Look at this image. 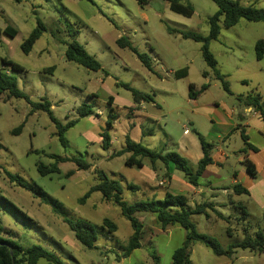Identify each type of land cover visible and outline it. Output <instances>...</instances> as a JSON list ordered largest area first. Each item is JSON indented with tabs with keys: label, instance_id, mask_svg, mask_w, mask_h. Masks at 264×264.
Returning a JSON list of instances; mask_svg holds the SVG:
<instances>
[{
	"label": "rangeland",
	"instance_id": "374dc122",
	"mask_svg": "<svg viewBox=\"0 0 264 264\" xmlns=\"http://www.w3.org/2000/svg\"><path fill=\"white\" fill-rule=\"evenodd\" d=\"M91 1L93 4L84 0H24L15 4L13 0H0V70L15 80L18 89L32 103L47 101L56 122L62 126L74 122L64 134L67 145L63 147L55 124L46 112L32 113L31 106L24 100L7 99L5 94L0 96V195L32 221L28 223L0 206L2 235L12 238L24 248L37 245L53 252L64 264H171L173 252L181 246L185 237L180 227L167 232L161 230L155 220L150 222L148 218L151 217L146 213H136L143 230L140 248L123 258L121 255L127 247L131 228L119 209L103 201L101 195L95 192L82 203L80 201L98 181L97 173L101 172L109 180L123 186L122 198L126 203L153 200L166 208L162 205L166 193L163 186L151 188L143 185L142 171L124 165L127 155L108 158L114 150L121 148L126 136L149 150H161L165 143L161 129L164 128V121L161 126L155 123L147 125L138 114L114 109L112 115L117 117L115 126L107 130L113 146L106 151L100 139L111 113L106 102L111 97L125 107L132 101L131 93L120 84L153 95L163 86L157 78L163 74L160 67H164L163 70L177 69L186 62L191 65L190 76L187 80L178 81L180 93L187 89L189 83L201 81L199 70L203 69L211 77L210 83H216L212 94L215 97L222 95L225 91L202 60L200 45L169 35L166 30L169 27L206 36L209 30L207 19L217 12V7L211 0H187L185 4L191 6L193 14L185 18L171 12L164 0H151L145 6L138 5L136 0ZM238 1L241 5H253L264 10V0ZM37 21L43 24L44 31L31 51L24 54L20 46L37 26ZM6 27L17 31L15 38L1 33ZM120 37H124L138 54H145L155 61L154 74L143 67L132 51L117 46L116 41ZM258 40H264V25L240 20L229 29L221 25L220 35L210 44V52L218 64L217 70L227 76L224 82L232 92L249 91L255 82L264 90V78H260L259 73H253L258 72L259 64L264 69V58L262 63L255 59L254 45ZM71 41L83 46L98 61L101 70L92 72L67 62L64 52ZM4 59L20 66L22 71H12L3 66ZM240 80H246V84H241ZM175 100L178 102V98ZM81 105L89 106L93 114L79 118L76 110ZM148 111L156 112L151 105ZM19 127L20 131L13 134L12 131ZM167 130L172 134L181 132L177 123L171 121ZM149 132L152 134L147 135ZM64 158L82 159L90 165V169L78 171L75 164L64 162L57 165L56 173H38V165L50 167L57 159ZM186 163L193 169L188 161ZM5 171L21 179L28 188L10 184ZM228 172V169L223 170V175L229 176ZM69 173L72 175L67 176ZM178 174L181 175L180 172ZM127 185H133L137 190L132 191ZM224 185L230 186L228 182ZM37 189L51 200L50 204L40 201L38 193L34 192ZM216 197L217 201L226 203L218 210L227 222L216 219L211 213L208 215L211 216L209 222L204 216L194 217L199 234L227 248L242 240L245 234H253L264 227L260 216L251 214L253 212L249 215L247 211L244 215L242 209L235 207L245 200L244 195L232 198V204H228V198L220 191H217ZM196 202L202 203L204 199L197 197ZM144 214L147 217H143ZM79 219L98 229L93 249L80 245L64 222ZM104 219L113 222L117 230L109 233L100 229ZM228 229L231 236L227 234ZM192 249L190 260L193 264H207L218 258L202 244H196ZM37 264L50 263L40 260ZM237 264H264V253Z\"/></svg>",
	"mask_w": 264,
	"mask_h": 264
},
{
	"label": "trees",
	"instance_id": "16d2710c",
	"mask_svg": "<svg viewBox=\"0 0 264 264\" xmlns=\"http://www.w3.org/2000/svg\"><path fill=\"white\" fill-rule=\"evenodd\" d=\"M15 4H21L24 0H13ZM93 4L91 0H84ZM151 0H136L138 5L145 6ZM171 12L178 14L182 17L189 18L193 14V10L189 4H185L187 0H164ZM213 4L217 7V12L207 19L208 23V34L206 36H200L192 32L180 31L177 29H171L166 27L167 33L169 35H176L181 37L183 40H191L200 45V54L202 60L206 66L211 70L212 75L216 81H219L225 92L229 93L227 88V83L224 82L223 77L219 74L216 69V60L209 50L210 43L217 40L221 25L226 28H232L238 24L240 20H244L249 23H262L264 25V10L258 9L253 5H241L238 0H211ZM44 31V26L40 21H37V26L30 32V34L23 40L20 49L24 54H28L35 42L40 38L41 33ZM4 35L15 38L17 31L10 27H6L2 30ZM116 44L119 48H127L132 51L137 60L146 68L148 71H152L150 58L145 54H138L137 51L131 46V44L124 38L120 37L117 39ZM255 59L260 61L264 56V40H258L254 45ZM64 57L67 62L77 64L89 71L97 72L101 70V66L98 61L91 55H89L83 46H81L76 41H71L67 44ZM2 65L9 67L12 71L20 72L22 68L12 62L7 60H2ZM187 75V69L183 68L174 73L177 79L184 78ZM205 77L206 73H202ZM123 88L128 90L132 96V102L134 104H140L141 102L153 103V98L151 95L138 92L128 85L120 84ZM206 86L203 85L199 90L195 91L193 85L188 86V97L191 100L196 99L204 90ZM5 94L7 99H22L31 106V112L36 111L46 112L50 120L55 124L57 130V137L60 144L66 147L67 142L65 140V132L74 125V122L68 123L62 126L56 122L50 114V105L47 101L42 103H32L29 98L21 92L15 80L8 77L3 71L0 70V96ZM6 99V100H7ZM112 98L109 97L107 104L110 106ZM245 106L252 107L258 111L262 120L264 121V101L258 96L253 95L245 98L241 101ZM111 109V108H110ZM113 109L110 110L108 114L105 130L100 134L101 146L104 150L108 151L111 148V137L107 132L108 129L113 128L116 121V116L112 115ZM79 118H85L93 114L91 108L86 105H81L76 110ZM99 116V115H96ZM20 127L13 130V134H17L20 131ZM149 134V133H148ZM198 141L200 143L203 158L197 163L196 169L190 168L186 161L182 159L178 154L170 152L163 153L162 150L153 151L145 148L139 143L133 142L129 137H125L123 141V147L120 150L113 151L110 158H117L127 155L124 160V165L129 168H135L141 170L144 166V162L153 169L156 162H160L164 167L168 164H172L174 169L182 173L185 181L193 187H198L200 185V178L202 172L211 163L209 157L210 145L205 143L202 137L197 135ZM241 138L244 142L245 148L252 151H256L251 145L247 143V138L242 134ZM71 162L76 165L78 171H88L90 165L87 164L82 159L71 158V159H57L55 163L50 167H44L42 165L37 166V171L40 175H47L51 173L58 172L57 165L59 163ZM246 173L254 177L255 168L249 162H243ZM10 184L16 187L27 189V185L22 182L18 177L4 172ZM69 173L67 176H71ZM98 181L90 187L88 192L80 201L81 203L87 199L92 193H99L103 201L116 206L120 215L129 223L132 235L128 240L127 247L124 249L121 257L125 258L129 256L134 250L140 248V241L142 239V225L134 217L136 213H146L154 217L155 223L159 226L161 230H166L172 226H179L185 233L184 241L179 248H177L171 257V264H191L190 261V249L194 244H202L211 249L212 253L217 257H226L231 261L234 260L236 256V250L246 251L251 254H261L264 253V227L258 228L253 234H245L243 239L235 242L227 248L221 246L216 240L209 238L205 235L199 234L196 230V225L193 222L194 217L204 216L208 219V213L213 212L216 214L217 218L226 221V219L215 210L214 205L211 203H201L196 204L192 208L187 206L186 198L183 196H175L168 192L165 193L162 205L164 204L166 208L160 207L158 203L153 200L150 202H137L133 204L126 203L123 198V186L114 180H109L101 172L97 173ZM127 188L134 191L137 187L133 185H127ZM232 194L235 196L245 195L248 196V192L241 185L236 184L231 187ZM37 192L40 201L45 204H50L51 200L46 198L40 190H34ZM43 195V196H42ZM232 204V203H231ZM0 206L5 207L12 214L21 217L24 221L31 223L30 219L18 209H16L7 199L0 195ZM236 208L246 211L242 203H237ZM244 215H247L245 212ZM264 222V216L261 219ZM73 234L75 240L87 249H93L98 237V229L95 226L89 224L84 220L77 221H64ZM227 222V221H226ZM100 229L107 230V232L112 233L117 230L115 224L107 219H104L101 223ZM4 230L0 227V264H37L38 261L44 260L50 264H64L61 259L48 250L33 245L24 248L18 242L10 237H3ZM227 234L231 236V232L228 229ZM11 248V250L9 249Z\"/></svg>",
	"mask_w": 264,
	"mask_h": 264
},
{
	"label": "crops",
	"instance_id": "0c3cea01",
	"mask_svg": "<svg viewBox=\"0 0 264 264\" xmlns=\"http://www.w3.org/2000/svg\"><path fill=\"white\" fill-rule=\"evenodd\" d=\"M263 58L256 62L262 63ZM150 61L152 63L151 67L153 72H149L154 74L156 72L155 61H152L151 58ZM258 66V72L253 73L257 75L259 73L260 78H264V69L260 64ZM190 67L191 65L189 62L180 64L177 69L169 68L168 70H163L164 67H160V71L163 72V74L158 75L157 78L160 81L159 84H163V86L158 91H154L153 95L151 94L154 101L153 103L145 104V102H141L136 105L131 101L126 104L127 106L123 107L112 98L109 107L113 110L124 109L128 110L129 114H138L144 118L142 122L147 125L149 123H155L161 126L162 121H164V128L161 127V129L164 134L162 141L165 143L160 149L164 154L170 152L178 154L182 159L191 164L193 170L196 169L197 163L203 158L197 135L202 137L204 142L211 146L209 150L211 163L202 172L200 185L198 187H193L188 184L182 173L179 175L172 164H168L167 167H164L160 162H156L153 169L148 163L145 164L144 162V166L141 169L144 174L141 176L143 185H147L151 188L163 186L166 192L175 196L185 197L187 206L191 208L196 204H201L196 202L197 197L203 198L204 202L202 203H211L214 205L217 213H219L218 208L224 207L226 203L221 202V200L217 201V191H220L222 195L226 196L228 198V204H231L232 198L235 197V195L232 194L231 187L239 184L248 192V196L244 195L246 198L244 201H240V203L244 205L249 215L253 212L251 214H255L257 217L260 216V219H262L264 216V121L256 109L245 106L240 101L253 95H258L262 99L264 98V90L258 82H255L254 87L249 91L246 90L241 92L239 90L240 92H232L227 84L229 93L224 92V95L222 94L215 97L212 94V89L217 87L216 83L211 84V77L208 72L202 69L199 70L201 81L196 84L189 83L188 86L193 85L195 91L199 90L203 85L206 86V89L196 99L191 100L188 97V86H186L187 89L181 91V93L177 86L178 81H184L189 78ZM217 67L218 64L216 65V69ZM183 68L187 69V75L184 78L177 79L174 73ZM218 72L223 79L227 77L222 75L220 71ZM202 73H206L205 77ZM262 81L264 82V80ZM239 82L241 84H246V80H240ZM158 95H161L162 98ZM175 98H178V102ZM149 105L155 109V113H150L148 111ZM98 114L102 116L101 112H98ZM121 116L123 117V115L119 117ZM169 121H171V123H177L181 128V132L178 134H176L175 131V134H172L170 131L168 132L167 126ZM152 132H149L147 135H151ZM242 134L247 138V143L255 148L256 151L245 148L241 138ZM240 139L242 141H240ZM231 141L233 145H231ZM112 146L113 143L111 140V147ZM122 147L123 144L121 148ZM108 158H110V155ZM244 161L254 166V177L246 173L243 165ZM226 169L229 171L227 175H230L225 177L223 175V170ZM161 177L164 179L162 180ZM165 181L166 185L164 186L163 184ZM225 182H228L230 186L224 185ZM216 201L217 203H215ZM209 213L218 219L215 213ZM147 215L151 217V219L148 218L150 222L155 219L149 214ZM147 215L144 214L142 216L147 217ZM210 217L211 216H208V219L204 218L209 222ZM175 227L176 226L169 227L166 231L171 232L169 230ZM131 235L132 231L130 236ZM196 244L191 246L190 258L193 254L192 248ZM255 255L257 254L240 251L236 252L233 261L226 257H218L215 261H210L207 264H237L239 261L251 260ZM191 264L193 263L191 262Z\"/></svg>",
	"mask_w": 264,
	"mask_h": 264
},
{
	"label": "water",
	"instance_id": "95a60500",
	"mask_svg": "<svg viewBox=\"0 0 264 264\" xmlns=\"http://www.w3.org/2000/svg\"><path fill=\"white\" fill-rule=\"evenodd\" d=\"M11 250V248H9Z\"/></svg>",
	"mask_w": 264,
	"mask_h": 264
}]
</instances>
